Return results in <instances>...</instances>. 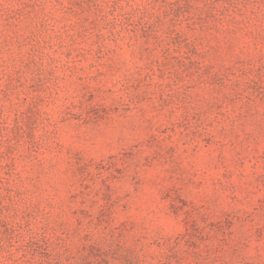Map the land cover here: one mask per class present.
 <instances>
[{"label": "rangeland", "instance_id": "rangeland-1", "mask_svg": "<svg viewBox=\"0 0 264 264\" xmlns=\"http://www.w3.org/2000/svg\"><path fill=\"white\" fill-rule=\"evenodd\" d=\"M0 264H264V0H0Z\"/></svg>", "mask_w": 264, "mask_h": 264}]
</instances>
